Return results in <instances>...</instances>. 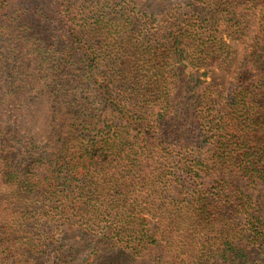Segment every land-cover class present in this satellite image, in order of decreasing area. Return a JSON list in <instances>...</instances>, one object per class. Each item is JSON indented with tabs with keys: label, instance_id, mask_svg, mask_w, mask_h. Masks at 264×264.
I'll use <instances>...</instances> for the list:
<instances>
[{
	"label": "trees",
	"instance_id": "16d2710c",
	"mask_svg": "<svg viewBox=\"0 0 264 264\" xmlns=\"http://www.w3.org/2000/svg\"><path fill=\"white\" fill-rule=\"evenodd\" d=\"M166 3L0 0V27L15 16L24 37L47 29L50 50L59 25V58L32 49L53 90L97 95L74 108L53 96L73 118L44 150L0 127L15 200L0 203V262L126 264L118 254L167 230L193 264H264V0ZM196 67L230 72L229 86L188 78Z\"/></svg>",
	"mask_w": 264,
	"mask_h": 264
},
{
	"label": "rangeland",
	"instance_id": "374dc122",
	"mask_svg": "<svg viewBox=\"0 0 264 264\" xmlns=\"http://www.w3.org/2000/svg\"><path fill=\"white\" fill-rule=\"evenodd\" d=\"M94 1L96 0H76L77 11H85ZM166 1L167 9L185 8L187 10V4L191 0ZM53 29L51 41L55 45H52L50 50L48 44L42 41V39L49 40L47 29L30 31V35L24 37L15 16L7 19L0 27V99L2 100L0 127L9 128L10 134H15L16 142L17 140L22 144L34 142L42 150L46 149L51 141L56 140L58 135L65 132L64 126L59 127L58 124H64L66 118H73L72 115H67L65 109H62L60 102L55 103L54 95L65 104H70V108H74L75 100L82 98L86 102V98L93 99L97 96L93 88L78 87L74 94L70 95L62 93L65 88L60 92L48 85L57 73L51 72L49 61L41 64L39 58L33 55L32 49L39 46L36 43H40L43 44L44 56L56 53L59 58L63 39L60 38L59 25L54 23ZM229 43L236 52L235 62L240 61L243 54L242 41L230 40ZM235 68L234 65L233 70ZM212 71L207 74V70L196 67L186 70L185 75L202 83H214L220 91L227 89L232 74L217 68H213ZM65 76L66 74L57 76L56 82H62ZM20 82L25 83V89L21 90ZM66 82L70 83L69 78ZM97 108H100L97 113L107 114L106 109L100 104ZM8 197L14 200L12 187L10 184L6 185L3 171H1L0 203L2 204ZM163 226H165L164 223ZM181 234L183 233L180 231L168 233L165 230L164 235L159 236L157 245L140 248L137 252L128 250L127 253L118 254L117 258H122L126 264H193L192 247H189L184 237L178 238ZM189 234H191L190 230L187 232V235ZM87 253V250H80L77 255L85 256ZM0 264L4 263L0 262Z\"/></svg>",
	"mask_w": 264,
	"mask_h": 264
}]
</instances>
